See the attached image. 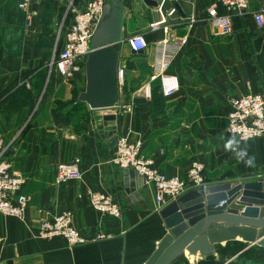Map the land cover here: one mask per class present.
<instances>
[{"label":"crops","instance_id":"crops-1","mask_svg":"<svg viewBox=\"0 0 264 264\" xmlns=\"http://www.w3.org/2000/svg\"><path fill=\"white\" fill-rule=\"evenodd\" d=\"M88 1L31 0L30 8L36 17L25 29L23 13L17 6L19 0H0V94L28 83L30 74L24 78V73L39 70L42 57L49 52V48L38 44L46 35L55 37L57 26L61 29L57 36H61L72 14L82 10ZM214 1L164 0L161 15L165 16L170 7L175 8V13L151 32L148 25L160 19L156 8L142 0H122L124 41L118 65L124 70V80L119 86L118 104L129 103L132 110L107 123L114 129L112 137L102 138L96 130L94 118L101 115L100 111L83 107L66 115L69 103L75 99L73 89L83 87V72L66 78L54 76L50 98L29 123L37 103L29 114L22 106L11 111L9 98L0 96V140L8 147L11 167L22 175L19 193L27 198L22 220L0 216V264L146 261L168 233L162 214L174 199L155 206L152 189L142 178L111 163L114 149L109 146L110 138L140 140L141 156L151 159L156 170L167 175L183 177L191 161L199 162L203 166L201 186L237 182L248 175L264 176V136L235 140L233 147L226 149L230 138L224 132L230 98L250 92L264 96V25L257 27L252 18L256 12H264V0H246L244 12L232 13L231 32L225 36L216 35L205 14L206 7ZM189 18L194 21L189 23ZM163 26L175 39L185 41L165 70V74L177 78L179 88L169 97L156 90L151 99H146L140 88L151 74ZM134 34L143 36L146 48L130 54L125 40ZM60 39L53 40L50 52L61 49ZM156 85L150 83L151 88ZM76 158L80 179L56 185V164ZM192 188L195 187L187 186L185 191ZM88 191L110 196L120 210V218L92 210L86 198ZM230 207L238 211L243 208ZM258 208L260 214L264 212L263 207ZM64 211L71 214L73 227L86 243L68 247L58 237H35L44 214ZM256 241L248 244L235 237L214 244L210 255L222 264L264 263V248ZM203 258L184 251L169 264H197Z\"/></svg>","mask_w":264,"mask_h":264},{"label":"built area","instance_id":"built-area-1","mask_svg":"<svg viewBox=\"0 0 264 264\" xmlns=\"http://www.w3.org/2000/svg\"><path fill=\"white\" fill-rule=\"evenodd\" d=\"M164 0L156 1V11L160 15L157 22L148 25V29L154 32L166 23L175 13V8L170 7L165 16L161 15V7ZM31 0H19L17 6L23 13L25 29L31 27L36 12L30 8ZM104 0H89L82 10L72 14L70 22L61 32V49L56 57L51 55L47 64L48 73L52 70L55 76L66 78L71 73L82 72V62L89 52V39L94 26L101 14ZM247 8L246 0H216L210 3L205 14L216 30L217 36H225L231 32L232 13H242ZM253 21L257 27L264 25V12L253 14ZM192 23L193 18L188 19ZM162 38L156 43L155 62L152 66L148 82L141 86L142 96L150 98L151 82H155L163 97L173 95L179 88L175 76L165 74L170 61L177 50L185 43L183 39H175L167 26L160 28ZM127 50L138 53L146 48V42L141 34H134L125 40ZM118 87L124 80V70L118 65L116 69ZM24 87L29 84L24 82ZM229 110L226 115L225 134L236 141H249L264 136V96L260 93H249L239 97H232L228 101ZM117 109V110H116ZM132 106L129 103L118 104L115 109L102 110L101 115L112 114L123 116L130 113ZM7 145L0 140V216L23 219L27 198L19 193L23 182L19 170L11 167L7 158ZM114 156L111 163L118 168L131 170L148 184L153 192L155 206L165 201L173 200L182 194L187 186L199 187L202 185L203 166L193 160L189 163L183 177L167 175L156 170L153 161L144 158L140 154L141 141L130 142L124 137H117L113 143ZM76 158L69 163H57L53 180L56 185L64 184L69 180L80 179L81 173ZM89 207L99 213L120 218V210L110 196L102 192H86ZM36 238L51 239L61 238L68 247L79 246L86 240L73 227L71 214L60 212L59 214H44L38 221ZM101 238L97 237L96 239ZM264 264V263H252Z\"/></svg>","mask_w":264,"mask_h":264},{"label":"water","instance_id":"water-1","mask_svg":"<svg viewBox=\"0 0 264 264\" xmlns=\"http://www.w3.org/2000/svg\"><path fill=\"white\" fill-rule=\"evenodd\" d=\"M156 7L154 0H142ZM122 0H106L89 39V52L82 62L84 84L75 101L91 111L115 109L119 103L116 69L124 39L121 36ZM130 54L134 52L130 51ZM114 115H97L96 130L102 138L112 137L108 122ZM113 138L109 146H113ZM241 206L242 210L230 206ZM264 176H243L237 182H223L189 189L162 214L167 230L143 264H169L186 251L200 258L212 254L213 245L239 237L264 248ZM260 215V217H258ZM221 224H218L219 222Z\"/></svg>","mask_w":264,"mask_h":264},{"label":"trees","instance_id":"trees-1","mask_svg":"<svg viewBox=\"0 0 264 264\" xmlns=\"http://www.w3.org/2000/svg\"><path fill=\"white\" fill-rule=\"evenodd\" d=\"M45 37H46V41L44 42L41 41L38 44L49 48V52L45 54L41 59L42 61L41 67L39 68V70L32 69L24 73V78H26L30 74V77L27 78V81L30 85L29 89H26L24 86H19V87L17 86V88H15L12 92H10L11 89H6L0 94V96H4L3 99L9 98L8 109L11 111H15L22 106L26 109L27 113L29 114L34 108L35 104L37 103L36 109L32 113L28 123L33 118L37 109L50 98L53 89V77L55 75L52 70L49 73H47L48 71L47 64L50 59V55H51L50 49L52 47L53 40L51 43H48L49 38H51V36L48 37L46 35ZM57 53L58 52L55 51L54 57H56ZM0 56H1V48H0ZM81 90L82 88L73 89L75 96ZM156 90L158 91V93H160L157 86L151 88L150 99L153 95V92H155ZM83 107L86 106L82 103L76 102L74 99L72 102L69 103V106L66 109V115L69 117L72 115V113ZM231 263L232 262H229L228 264ZM197 264H222V261L214 260V258L211 257V255H207L202 260L198 261Z\"/></svg>","mask_w":264,"mask_h":264},{"label":"rangeland","instance_id":"rangeland-1","mask_svg":"<svg viewBox=\"0 0 264 264\" xmlns=\"http://www.w3.org/2000/svg\"><path fill=\"white\" fill-rule=\"evenodd\" d=\"M56 25H58V24H56ZM56 28V27H55ZM59 26H57V29H56V36L54 37H51V38H49V42L48 43H51L52 42V40H57V39H59V38H61V36H57V34L59 33ZM61 30V29H60ZM60 35V34H59ZM48 39V38H47ZM44 41H46V37H44L43 39H42V42H44ZM55 51H52L51 52V54L52 55H54L53 53H54ZM83 72V71H82Z\"/></svg>","mask_w":264,"mask_h":264},{"label":"clouds","instance_id":"clouds-1","mask_svg":"<svg viewBox=\"0 0 264 264\" xmlns=\"http://www.w3.org/2000/svg\"><path fill=\"white\" fill-rule=\"evenodd\" d=\"M235 144V139H230L227 144L225 145L226 149L232 148L233 145ZM248 164V163H247Z\"/></svg>","mask_w":264,"mask_h":264}]
</instances>
